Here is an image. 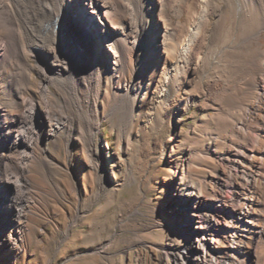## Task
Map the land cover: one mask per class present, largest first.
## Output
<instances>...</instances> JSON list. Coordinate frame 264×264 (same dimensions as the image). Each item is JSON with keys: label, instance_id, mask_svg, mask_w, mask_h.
Returning <instances> with one entry per match:
<instances>
[{"label": "bare ground", "instance_id": "obj_1", "mask_svg": "<svg viewBox=\"0 0 264 264\" xmlns=\"http://www.w3.org/2000/svg\"><path fill=\"white\" fill-rule=\"evenodd\" d=\"M171 1L0 0V80H5L13 110L0 108V246L8 251L5 258L14 257L35 202L29 176L33 160L44 164L52 180L59 173L48 141L64 136L73 151L77 139L98 161L95 138L102 130L105 76L111 72L118 83L129 64L136 66L135 80L113 94V112L134 117L139 97L149 90L137 76L145 58L153 61L167 53L174 63L178 33L168 28L161 33L160 18L150 26L154 7L165 15ZM181 3L176 15L185 18L181 32L186 37L203 6L197 36L182 62L185 74L197 68L201 74L214 72L207 93L220 109L228 101L241 114L222 118L228 131L216 137L220 144L229 142L220 158L219 192L207 198L194 185L180 190L176 210L187 243L165 248L159 263L264 264V0ZM69 14L95 35V46L67 20ZM35 74L41 79L38 92L31 88ZM57 101L58 111L53 109ZM136 264L145 260L140 257Z\"/></svg>", "mask_w": 264, "mask_h": 264}, {"label": "rangeland", "instance_id": "obj_2", "mask_svg": "<svg viewBox=\"0 0 264 264\" xmlns=\"http://www.w3.org/2000/svg\"><path fill=\"white\" fill-rule=\"evenodd\" d=\"M181 1L172 0L165 15L159 5L154 7L150 26L162 19L160 32L175 29L179 43L174 63L167 53L153 61L145 58L137 76L149 90L139 97L134 117L113 112V94L135 80L136 66L129 64L118 83L111 72L105 76L100 96L102 130L95 138L98 161L77 139L69 151L64 136L48 141L59 165L53 180L44 164L33 160L29 176L35 202L23 222L26 228L14 257L5 258L8 251L0 246V264H136L140 257L145 264H161L159 258L167 248L186 245L187 230L176 210L180 198H175L192 185L207 198L216 196L220 158L229 148V142L220 144L216 137L228 131L222 118L229 113L240 118L241 111L228 101L220 109L215 96L207 93L214 72L201 74L197 68L190 78L185 74L182 62L197 36L203 6L186 37L181 32L185 18L176 15ZM166 15L171 16L169 21ZM67 20L95 46L96 37L88 27L74 15H67ZM185 77L189 81L184 83ZM40 81L35 74L31 88L36 92ZM0 84V108L13 111L5 80ZM60 106L57 101L53 109Z\"/></svg>", "mask_w": 264, "mask_h": 264}]
</instances>
